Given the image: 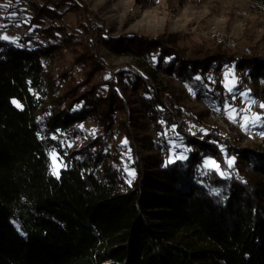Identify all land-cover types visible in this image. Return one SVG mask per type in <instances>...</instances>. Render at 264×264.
<instances>
[{
	"label": "trees",
	"instance_id": "16d2710c",
	"mask_svg": "<svg viewBox=\"0 0 264 264\" xmlns=\"http://www.w3.org/2000/svg\"><path fill=\"white\" fill-rule=\"evenodd\" d=\"M0 14V264H264V145H238L157 79L223 110L232 63L264 98V50L97 33L78 0H0ZM97 34L148 65L111 66Z\"/></svg>",
	"mask_w": 264,
	"mask_h": 264
},
{
	"label": "rangeland",
	"instance_id": "374dc122",
	"mask_svg": "<svg viewBox=\"0 0 264 264\" xmlns=\"http://www.w3.org/2000/svg\"><path fill=\"white\" fill-rule=\"evenodd\" d=\"M74 1V0H73ZM93 17L90 21L97 33L103 28L104 33L110 36L135 34L146 38L165 33H177L185 42H191L199 46L205 43H215L211 38L212 32H218L224 37L237 42L235 51H242L240 46H248L251 50L260 52L264 50V8L255 1L250 0H78ZM73 18L72 15H69ZM0 25L4 21L1 20ZM75 18L70 21L74 24ZM100 24H102L100 26ZM103 26V27H102ZM105 26V27H104ZM102 27V29H101ZM1 29V28H0ZM12 29H2L0 36H12ZM84 39L87 34H82ZM96 47L104 54L106 61L111 66H117L128 62H140L144 67L148 65V59L136 58L129 54L113 52L100 42V34L96 35ZM183 39L180 43H183ZM257 45V46H256ZM224 46V45H222ZM226 47V46H224ZM70 52L63 50L51 64L52 70L58 71V67L71 62ZM143 62V63H142ZM57 75V74H56ZM55 75V76H56ZM221 82L233 86L236 90L234 102H227L223 110L207 107L202 92L194 90L189 83L169 78L165 74H157L161 84L166 81L177 86L178 95L194 114L206 110L207 118L219 124L226 134H230L240 146L254 143L264 145V98L259 86L252 85L245 79L243 72L238 71L232 63L217 74ZM241 88L237 89V86ZM257 90L250 93V90ZM216 111V113H215ZM230 115L234 119H230ZM259 116V120L253 118ZM247 118V122H246ZM93 123L85 121L81 124L83 132H92ZM98 131L102 130L100 124L96 125ZM149 131V127L147 128ZM108 133V131L106 132ZM144 150V149H143ZM144 152H146L144 150ZM54 169L57 168L55 158L51 155ZM213 160L207 159L205 164L211 165ZM207 162V163H206Z\"/></svg>",
	"mask_w": 264,
	"mask_h": 264
},
{
	"label": "built area",
	"instance_id": "2783aa9c",
	"mask_svg": "<svg viewBox=\"0 0 264 264\" xmlns=\"http://www.w3.org/2000/svg\"><path fill=\"white\" fill-rule=\"evenodd\" d=\"M0 32H1V29H0ZM210 38L215 42V43H218V44H222L224 46H227V47H230L232 49H237L238 47V44L236 41L230 39V38H227V37H224L222 34L218 33V32H212L210 34ZM240 48H242L241 50L244 51L245 53H250L251 50L248 46H240ZM216 113V111H215Z\"/></svg>",
	"mask_w": 264,
	"mask_h": 264
},
{
	"label": "snow or ice",
	"instance_id": "6c2138e0",
	"mask_svg": "<svg viewBox=\"0 0 264 264\" xmlns=\"http://www.w3.org/2000/svg\"><path fill=\"white\" fill-rule=\"evenodd\" d=\"M0 38H2V39H8V37H6V36H5V37H0ZM226 87H227V85H226ZM229 90H231V89H229ZM13 103H16V101H13ZM17 107H20V105L17 104ZM261 107L264 108V104H262ZM230 119H234V118L230 115ZM253 119H254V120H259L260 117H259V116H256V117H254ZM246 122H247V118H246ZM51 155L53 156V158L55 157V153H52ZM206 163H207V162H206ZM232 163H233L232 160H229V161H228V166L231 167ZM211 165H212V166H215L216 169H217V171L219 170V166L216 165L215 161H212V162H211ZM221 174L223 175V173H221ZM53 175H57V176H58V172H57L55 169L53 170Z\"/></svg>",
	"mask_w": 264,
	"mask_h": 264
}]
</instances>
